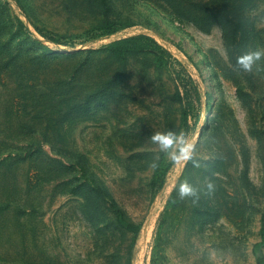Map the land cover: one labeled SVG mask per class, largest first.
Segmentation results:
<instances>
[{
  "label": "rangeland",
  "instance_id": "1",
  "mask_svg": "<svg viewBox=\"0 0 264 264\" xmlns=\"http://www.w3.org/2000/svg\"><path fill=\"white\" fill-rule=\"evenodd\" d=\"M257 49L264 0H0V264H258Z\"/></svg>",
  "mask_w": 264,
  "mask_h": 264
},
{
  "label": "clouds",
  "instance_id": "2",
  "mask_svg": "<svg viewBox=\"0 0 264 264\" xmlns=\"http://www.w3.org/2000/svg\"><path fill=\"white\" fill-rule=\"evenodd\" d=\"M264 57V50H255L247 52L238 57V64L245 71H252L256 61ZM152 140L159 144L161 150H171L170 154L173 159L192 160L195 146L189 142L183 134L175 131L157 132L152 135ZM193 162H195L193 160ZM195 189L188 183L180 184L178 192L181 197L192 195Z\"/></svg>",
  "mask_w": 264,
  "mask_h": 264
},
{
  "label": "trees",
  "instance_id": "3",
  "mask_svg": "<svg viewBox=\"0 0 264 264\" xmlns=\"http://www.w3.org/2000/svg\"><path fill=\"white\" fill-rule=\"evenodd\" d=\"M106 32H107V33H112V32H114V30H113L112 28H110V29H108ZM143 38H148V39L154 40L153 38H151V36H148V35H146V34H139V35H136V36H133V37L124 38V39H121V40H117V41H115V42L113 43V47H112L113 49H112V52H115V54H116V52H119V51H118V46H119L121 43H125V42H127V41H129V42H132V41H138V40H141V39H143ZM154 41H155V40H154ZM156 43H157V42H156ZM130 49L133 50V53H141V52L147 51L149 48H148L147 46H145V45H136V46H134V47H132V48H130ZM168 53H169V52H168ZM116 55H117L118 57H120L119 54H116ZM170 55H171V54H170ZM48 58H53V57L51 56V57H48ZM174 59L176 60V62H178L179 64H181L176 58H174ZM185 73L187 74V76H188V78H189L190 81L196 83L195 79L193 78V76H192L191 74H189L187 71H185ZM176 78H177V79L179 80V82H180V76H179L178 73L176 74ZM208 125H209V116H208V118H207V122L205 123L204 127H203L202 130H201V133H200V136H199V137H201L203 129H204L205 127H208ZM176 132L178 133V131H176ZM199 140H200V138H199ZM198 142H199V141H198ZM133 228L136 229L137 231L139 230V227L133 226ZM257 262H258V264H264V257H259V258L257 259Z\"/></svg>",
  "mask_w": 264,
  "mask_h": 264
},
{
  "label": "bare ground",
  "instance_id": "4",
  "mask_svg": "<svg viewBox=\"0 0 264 264\" xmlns=\"http://www.w3.org/2000/svg\"><path fill=\"white\" fill-rule=\"evenodd\" d=\"M207 116H208V113H204V115L202 117H200L201 118L200 123H199L200 128L204 127V125L206 123Z\"/></svg>",
  "mask_w": 264,
  "mask_h": 264
},
{
  "label": "water",
  "instance_id": "5",
  "mask_svg": "<svg viewBox=\"0 0 264 264\" xmlns=\"http://www.w3.org/2000/svg\"><path fill=\"white\" fill-rule=\"evenodd\" d=\"M206 122H207V119H206ZM201 130H202V128H200V130H199L198 137L200 136Z\"/></svg>",
  "mask_w": 264,
  "mask_h": 264
}]
</instances>
